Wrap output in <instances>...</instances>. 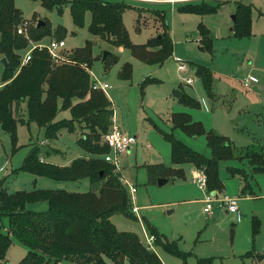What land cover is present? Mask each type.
<instances>
[{"label":"rangeland","instance_id":"obj_1","mask_svg":"<svg viewBox=\"0 0 264 264\" xmlns=\"http://www.w3.org/2000/svg\"><path fill=\"white\" fill-rule=\"evenodd\" d=\"M103 1H124L131 5L123 12V21L131 41L136 44L146 43L162 34L163 11L174 43L173 54L163 63L146 64L134 57L130 49L115 46L93 35L89 31L92 18L90 11L85 13L83 25L77 26L69 3H64L59 9L57 6L47 8L39 0H15L16 6L28 22L27 47L34 41L30 36V29L37 26L39 20H44L46 24L49 22L52 29L51 34L43 38L45 42L52 37L58 38L56 35L59 26L66 28V34L62 38L66 45L57 50L63 56L84 46L87 40L93 42L94 60L90 67L92 78L109 83L106 94L115 110L116 124L137 137V143L118 157L121 169L118 174L136 187V199L131 201L139 208L138 214L144 225L147 226L149 222L169 241H176L179 249L187 254V264H197V259L201 257H212L213 264H264V254H259L264 253V174L252 175L248 159H231L220 163L224 187L217 196L236 197L239 209L237 214L228 213L218 202L214 203L212 214L204 212L207 193L199 187L194 171L188 169L190 163L184 164L185 177H170L163 185H159V178L151 180L148 173L150 164L173 165L171 144L165 137L166 132L172 133L201 154L211 156L205 135L189 136L181 129L173 128L171 115L176 111L188 112L208 130L213 128L215 132L226 136L231 141L236 156L245 152L248 146L264 148V0L191 2L204 1L210 5H219L216 12L205 15L180 11L179 7L186 3L172 5L135 0ZM239 1L252 7L251 35L248 37H234L231 30L234 25L232 16L236 15ZM200 23H204L211 31V51L199 49L203 47L199 40ZM26 50L27 48L22 54ZM105 51L120 57L110 70L105 68L103 62ZM125 62H130L133 66L129 80L119 77ZM180 63H185L188 70L180 71ZM197 64L213 71L214 97L211 99L195 73ZM21 66L18 65V69ZM4 68L0 56V84L3 83ZM248 75L259 79L251 88L241 84V79ZM149 77H156L160 82H149L143 86V82ZM189 77L193 79L190 84L186 82ZM180 84L186 92L200 100L201 107L191 108L179 103L172 95V90L179 88ZM21 110L26 115V103L21 105ZM64 118H71V112L69 109H62L60 104L56 119ZM81 133L82 129L79 127L73 132L61 129L58 138L46 139L44 128L36 123H19L18 149L14 152L11 133L0 124V184L2 182V186L10 193L32 190L35 187L55 188L58 181L37 177L19 168L34 145H40L43 152L48 149L50 153L45 155L47 160L60 166L69 165L81 156L90 157L77 143ZM227 167L244 169L250 175L249 183L256 197L242 193L245 181L240 173L232 175ZM93 188L87 177L66 181L65 184V189L76 192H88ZM130 197L132 199V194ZM29 208L45 211L48 203H30ZM134 214L137 216V213ZM137 218L115 213L110 220L119 230L135 232L144 241L142 223ZM255 219L258 220L256 232ZM0 222L4 228L8 227L7 216H0ZM11 237L12 244L4 264H19L28 248L15 236ZM154 245V251L164 264H183L181 257Z\"/></svg>","mask_w":264,"mask_h":264},{"label":"trees","instance_id":"obj_2","mask_svg":"<svg viewBox=\"0 0 264 264\" xmlns=\"http://www.w3.org/2000/svg\"><path fill=\"white\" fill-rule=\"evenodd\" d=\"M47 8H62L69 3L74 23L81 26L87 11L92 18L89 31L115 46L130 49L132 55L146 64L163 63L173 54V39L161 12V25L164 31L160 36L146 43L136 44L130 39L123 21V12L131 5L124 1L103 0H39ZM219 5L186 3L180 11L210 14L218 10ZM251 5L239 1L236 19L233 25L234 37L251 35ZM158 13V11H157ZM160 15V13H159ZM27 20L16 6L15 0H0V56L7 58L3 72V85L0 86V124L12 135L13 151L18 149L17 127L19 123H36L44 128L46 139L58 138L61 129L73 132L82 129L77 143L91 156H81L71 164L60 166L41 160L49 150L43 152L40 145H34L25 156L20 170L36 176L54 179L58 182L89 178L94 188L88 192L69 191L65 188H35L32 190L8 192L0 185V216L8 217V227L0 222V264H4L8 249L15 236L28 249L19 264H164L156 251L149 249L135 232L119 230L110 220L111 215L122 213L130 218L137 216L132 211L128 188L123 185L114 166L102 156L109 151L103 136L112 124L114 109L106 92L92 89V75L89 71L93 63V42L87 40L82 47L76 48L73 58L66 62H55L47 49L36 48L31 60L22 65V52L28 46V40L17 32ZM140 28V27H139ZM52 32L50 23L30 29L34 40H41ZM201 44L205 50H212L210 29L199 24ZM66 28H57V37L62 39ZM120 57L111 52L103 58L105 68L110 70ZM133 66L125 62L119 73L122 80L132 77ZM195 73L210 98L213 92V71L197 64ZM160 82L149 77L143 82ZM143 90V87H142ZM173 95L179 103L191 108L201 107L200 100L184 89L175 88ZM26 103V115L21 105ZM69 109L71 118L57 120L59 105ZM20 112V113H19ZM173 128H179L189 136L205 135L211 149L207 157L199 151L177 139L172 133H165L171 144L172 164L148 165L151 180L157 178L185 177L184 164L190 163L202 169L208 178V191L223 189L220 177V163L231 159H248L252 175L264 174V148L247 147L245 152L236 156L231 141L224 135L207 129L201 121L194 120L184 111L171 115ZM232 175L239 174L245 181L243 194L256 196L251 190L249 174L244 169L228 167ZM46 201L48 209L34 211L28 204ZM138 219V218H137ZM155 236V244L171 254L183 259L187 264V254L179 249L176 241H169L154 225L147 223ZM254 232L258 230L255 219ZM248 254V253H247ZM197 264H213L212 257H201Z\"/></svg>","mask_w":264,"mask_h":264},{"label":"built area","instance_id":"obj_3","mask_svg":"<svg viewBox=\"0 0 264 264\" xmlns=\"http://www.w3.org/2000/svg\"><path fill=\"white\" fill-rule=\"evenodd\" d=\"M135 1H141V2H151V3H168L174 5L175 3H189V2H194L197 0H135ZM28 22L26 21L24 25L20 26L17 30V32L21 35H24L27 39L29 38V32L27 30ZM201 41V37L199 39ZM66 45L64 39H59L56 37H52L48 40V42H45L43 40H34L32 43H30L29 48L27 47V50L22 54V59H21V65L27 64L31 58H32V53L33 51L38 48V49H47L51 55V58L55 62H62V61H70V57L63 56L61 53L57 52L58 49L63 48ZM178 61H181L179 58H177ZM179 70L184 72L188 70V66L185 63H180L179 64ZM91 72V70L89 69ZM259 79L254 76V75H248L242 79V83L245 87H250L252 83L258 82ZM187 83L192 82V78H187L186 79ZM110 85L107 82H102L97 79L92 78V89L94 90H101L106 92L107 88H109ZM104 142L108 145L109 151L103 155L105 157V160L111 163L114 166V171L118 174L119 171H121L119 167V159L118 157L120 154L125 153L130 150L133 144L137 143V137L131 135L130 133L126 132L125 130L122 129L121 126L116 124L115 120V115L112 116V124L108 132L103 136ZM41 160H43L41 158ZM194 172V177L196 181L199 184V187L201 189L206 190V196H205V207H204V212L207 214H212L213 212V206L215 202L220 203V205L224 208H226L227 212L230 213H238V199L236 197H231L229 195H224L222 198H219L217 196L216 192H211L208 191L207 184H208V178L205 172L202 169H195L193 170ZM120 173V172H119ZM120 180L125 185L129 192L130 195L132 194V199L135 201V193L137 191L136 187L131 184L126 178L123 176H120ZM213 193H216L213 195ZM132 211L134 213H137V216L139 218V221H141V217L138 214L139 208L133 204ZM144 242L146 246L151 249L155 250V236L149 232L147 229L144 228Z\"/></svg>","mask_w":264,"mask_h":264},{"label":"crops","instance_id":"obj_4","mask_svg":"<svg viewBox=\"0 0 264 264\" xmlns=\"http://www.w3.org/2000/svg\"><path fill=\"white\" fill-rule=\"evenodd\" d=\"M167 4H168V3H167ZM231 30H233V28H232ZM200 37H201V36H200ZM242 79H243V78H242ZM242 79H241V84H243V83H242ZM192 82H193V79H192ZM192 82H191V83H192ZM258 82H259V81H258ZM256 83H257V82H254V83L251 84L250 87H246V88H251V87H253V85L256 84ZM188 84H190V83H188ZM1 85H3V83H1L0 86H1ZM180 85H182V84H180ZM182 86H183V85H182ZM183 87H184V86H183ZM244 87H245V86H244ZM174 89H175V88H174ZM174 89H173V90H174ZM173 90H172V95H173ZM184 90H185V88H184ZM173 96H174V95H173ZM174 97H175V96H174ZM175 98H176V97H175ZM209 98H210V97H209ZM176 99H177V98H176ZM210 99H211V98H210ZM200 103H201V102H200ZM114 112H115V110H114ZM114 115H115V113H114ZM193 119H194V118H193ZM194 120H195V119H194ZM212 129H213V128H212ZM46 141H47V140H46ZM41 143H43V141H42ZM52 149H54V152L57 151V150H56L55 148H53V147H52ZM46 150H48V149H46ZM55 153H57V152H55ZM42 159H43L44 161H48L45 155L42 157ZM48 162H49V161H48ZM183 167H185V165H183ZM189 168H190V171H193V170L196 169L192 164H191V166H188V169H189ZM227 168H228V167H227ZM227 170H228V169H227ZM37 177H42V176H37ZM220 177H221V176H220ZM65 184H66V182H58V184L55 186V188H65ZM0 185H3L2 182H1ZM35 188H36V187H35ZM38 188H39V187H38ZM67 190H68V189H67ZM69 191H70V190H69ZM220 191H221V190H220ZM253 197H256V196H253ZM27 207H28V209H30V208H29V204H28ZM228 213H230V212H228ZM236 214H237V212H236ZM148 223H149V222H148ZM147 227H148V225L146 226V224L144 225L143 222H142V230H144V228H145V229H149V227H148V228H147ZM148 231H150V230H148ZM143 235H144V232H143ZM156 247H158V246H156ZM259 254H264V253H259ZM160 258H161V257H160Z\"/></svg>","mask_w":264,"mask_h":264},{"label":"water","instance_id":"obj_5","mask_svg":"<svg viewBox=\"0 0 264 264\" xmlns=\"http://www.w3.org/2000/svg\"><path fill=\"white\" fill-rule=\"evenodd\" d=\"M232 18H233V21H235V19H236V15L234 14V15L232 16ZM45 24H46V22H45L44 20H39L38 23H37V26H38V27H41V26H44ZM199 49H200L201 51H204V47H199ZM110 53H111L110 51H105V53H104V55H103V58H106ZM72 58H73V54H70V59H72ZM1 62H2V64H3L4 66H6V65H7V58H6L5 56L2 57V58H1ZM179 88H180V89H184V87H183L182 85H180ZM168 180H169L168 178H159V185H163V184L167 183ZM215 194H216V193H213V195H215Z\"/></svg>","mask_w":264,"mask_h":264}]
</instances>
